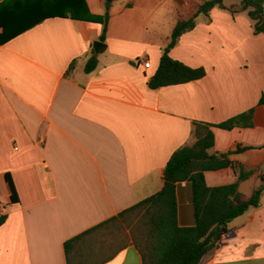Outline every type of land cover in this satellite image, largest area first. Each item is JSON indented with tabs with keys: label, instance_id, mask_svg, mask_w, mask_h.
<instances>
[{
	"label": "crops",
	"instance_id": "crops-1",
	"mask_svg": "<svg viewBox=\"0 0 264 264\" xmlns=\"http://www.w3.org/2000/svg\"><path fill=\"white\" fill-rule=\"evenodd\" d=\"M104 1L0 0V41L34 24L0 43V197L9 202L5 173L18 195L0 206L7 215L0 264H67V239L161 189L172 152L195 141L193 121L216 124L254 107L252 126L212 127L211 153L250 148L206 171L205 181L233 183L242 164L254 171L240 181L241 193L249 196L262 182L264 34L253 32L246 11H229L241 0H223L227 8L211 9L209 21L199 17L167 52L205 75L157 89L147 81L173 27L205 0H113L106 48L96 54L102 23L89 17L104 14ZM92 53L96 67L85 72ZM140 56L149 68L135 62ZM176 201L178 224L193 225L187 181L177 184ZM229 227L198 264H264V190ZM102 264L142 262L130 240Z\"/></svg>",
	"mask_w": 264,
	"mask_h": 264
},
{
	"label": "trees",
	"instance_id": "trees-1",
	"mask_svg": "<svg viewBox=\"0 0 264 264\" xmlns=\"http://www.w3.org/2000/svg\"><path fill=\"white\" fill-rule=\"evenodd\" d=\"M113 0L104 1V14L91 16V20L102 23L101 41L106 38L109 8ZM82 4V0H81ZM214 7L225 9L223 0H205L200 3L193 15L187 19H179L173 27L167 47H173L179 37L192 30L201 17L210 20V11ZM231 13L246 11L253 21V32L264 34V0H241L238 6L228 8ZM82 17L88 14L82 5ZM61 14H47L56 16ZM72 17L81 16L71 12ZM44 18V17H43ZM41 18L38 21H41ZM34 24L23 27L17 32L4 36L3 43L15 35L25 31ZM97 64L96 55H92L85 63V72L92 71ZM74 63L71 62L65 74H68ZM205 75L203 67H191L173 59L162 52L158 66L149 77L147 85L157 89L167 85L181 84L199 79ZM264 104V94L258 100ZM254 107L240 112L216 124L193 121L191 133L195 141L191 145H183L172 152L163 168V185L156 193L136 202L117 215L72 236L64 242V253L67 264H102L111 259L130 240L137 248L142 264H198L203 256L217 247L221 238L229 233V223L243 214L249 207L260 203L264 190V175L261 184L249 196L238 189L240 181L249 177L254 170L246 169L239 164L237 179L233 183L210 187L205 181V172L227 167L231 164L229 155L238 153L249 146H237L234 150L217 155L211 153L214 145L212 127L230 130L234 127L253 125ZM4 181L9 193V202L0 197V206L18 202V195L9 173L4 174ZM181 181H187L191 189V204L194 224L181 226L177 220L176 187ZM7 218L0 212V225ZM140 219L141 226L136 228L139 235H132L129 241H120L117 245L107 242V235L112 233L111 226L118 219ZM99 243V247L96 245ZM99 248L97 249L96 248ZM97 250V251H96ZM96 251V252H95Z\"/></svg>",
	"mask_w": 264,
	"mask_h": 264
},
{
	"label": "rangeland",
	"instance_id": "rangeland-1",
	"mask_svg": "<svg viewBox=\"0 0 264 264\" xmlns=\"http://www.w3.org/2000/svg\"><path fill=\"white\" fill-rule=\"evenodd\" d=\"M166 49H169L168 47L164 48V51ZM141 221L140 219H130V220H125L123 218L118 219L117 221L114 222V225L111 226V230L112 233L107 235V242L108 243H112V245H117V243H119L120 241H129L130 237H132V235L136 234L139 235L136 232V228L138 226H141ZM122 241V242H123ZM96 245L99 247V243H96ZM96 246V248H97ZM99 249V248H97ZM97 251V250H96ZM95 251V252H96Z\"/></svg>",
	"mask_w": 264,
	"mask_h": 264
},
{
	"label": "water",
	"instance_id": "water-1",
	"mask_svg": "<svg viewBox=\"0 0 264 264\" xmlns=\"http://www.w3.org/2000/svg\"><path fill=\"white\" fill-rule=\"evenodd\" d=\"M92 48L96 54H99L105 50L106 45L101 40H94L92 42ZM168 51L169 49H166L164 52L167 53Z\"/></svg>",
	"mask_w": 264,
	"mask_h": 264
},
{
	"label": "built area",
	"instance_id": "built-area-1",
	"mask_svg": "<svg viewBox=\"0 0 264 264\" xmlns=\"http://www.w3.org/2000/svg\"><path fill=\"white\" fill-rule=\"evenodd\" d=\"M135 62L142 64L145 69L150 67V60L146 56H140Z\"/></svg>",
	"mask_w": 264,
	"mask_h": 264
}]
</instances>
